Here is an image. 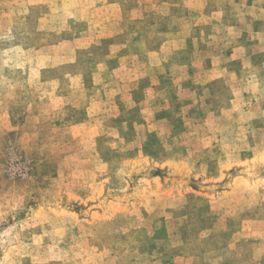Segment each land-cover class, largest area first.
Returning a JSON list of instances; mask_svg holds the SVG:
<instances>
[{"label": "rangeland", "instance_id": "1", "mask_svg": "<svg viewBox=\"0 0 264 264\" xmlns=\"http://www.w3.org/2000/svg\"><path fill=\"white\" fill-rule=\"evenodd\" d=\"M0 264H264V0H0Z\"/></svg>", "mask_w": 264, "mask_h": 264}]
</instances>
